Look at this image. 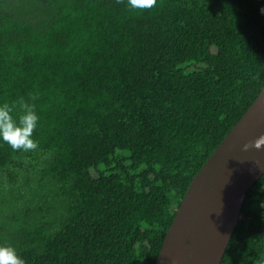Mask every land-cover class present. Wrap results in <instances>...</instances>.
I'll use <instances>...</instances> for the list:
<instances>
[{"label":"trees","instance_id":"trees-1","mask_svg":"<svg viewBox=\"0 0 264 264\" xmlns=\"http://www.w3.org/2000/svg\"><path fill=\"white\" fill-rule=\"evenodd\" d=\"M0 0V246L25 264H154L184 193L264 85V0ZM35 97V99H33ZM219 264H264V172Z\"/></svg>","mask_w":264,"mask_h":264},{"label":"water","instance_id":"water-1","mask_svg":"<svg viewBox=\"0 0 264 264\" xmlns=\"http://www.w3.org/2000/svg\"><path fill=\"white\" fill-rule=\"evenodd\" d=\"M264 85L190 181L154 264H219L239 219L243 197L264 172Z\"/></svg>","mask_w":264,"mask_h":264},{"label":"clouds","instance_id":"clouds-1","mask_svg":"<svg viewBox=\"0 0 264 264\" xmlns=\"http://www.w3.org/2000/svg\"><path fill=\"white\" fill-rule=\"evenodd\" d=\"M124 2L125 0H116L117 4ZM156 3L157 0H127L126 7L130 10L145 11L155 7ZM261 11L264 12V9ZM17 103L22 112L18 120L12 116L15 104L10 106L5 103L0 106V139L7 143L13 151H35L38 148V144L32 139V135L39 120L35 105L27 103L23 98ZM262 147H264V135L259 136L250 143L244 144L243 151L250 149L261 150ZM0 264H25V261L20 258L11 246H0Z\"/></svg>","mask_w":264,"mask_h":264}]
</instances>
